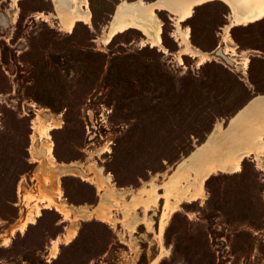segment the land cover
Instances as JSON below:
<instances>
[{
    "label": "rangeland",
    "instance_id": "1",
    "mask_svg": "<svg viewBox=\"0 0 264 264\" xmlns=\"http://www.w3.org/2000/svg\"><path fill=\"white\" fill-rule=\"evenodd\" d=\"M53 1L0 0V264H264L262 151L213 172L203 197H170L160 236L170 175L202 178L211 137L229 126L264 131V18L233 25L227 43L231 6H196L182 26L201 51L218 48L200 64L168 10H156L164 50L138 28L106 43L123 0H90L93 23L71 31ZM52 125L58 166L41 133ZM154 184L157 203L143 192Z\"/></svg>",
    "mask_w": 264,
    "mask_h": 264
},
{
    "label": "bare ground",
    "instance_id": "2",
    "mask_svg": "<svg viewBox=\"0 0 264 264\" xmlns=\"http://www.w3.org/2000/svg\"><path fill=\"white\" fill-rule=\"evenodd\" d=\"M209 1H214V0H155L150 2L146 0H136L132 2L123 0L118 5L116 16L109 24L106 43H109L113 39V37H115V35H117L118 33L125 32L130 28H138L139 30H142L147 36V39L145 43H143V45L150 43L153 46H159L164 50H167L166 49L167 46L165 47L164 45L165 42L162 36V32H163V27H162L163 22L161 21L162 18L160 19V17L156 12V10L158 9L159 10L164 9V10H168L170 13L175 15L174 18L177 19V23H178L177 31L180 34L179 39L184 45V50L186 51V53H190L193 56H201L200 64H202L206 60H208V58H211L212 55L215 53V51L218 50V48L215 49L213 52L205 53V51L204 52L201 51L199 48L193 45V42L191 40L190 27L184 28L181 22L187 20L193 15V11L196 6L207 3ZM223 1L228 5H230L232 8L231 23L227 24L225 27L226 32L223 40L224 42L229 43L233 41L230 33V29L233 25H241V24L248 25L250 23L256 22L264 18V0H223ZM53 2L55 3L57 15L61 19L62 25L65 26L67 29H69V31H71L74 28V26H76V23L79 21L89 23L90 25L93 23V11L91 9L90 0H54ZM228 49L231 51L234 57H236V55H239V57L243 59V61L239 63H242L244 65V69L246 72V69L249 66L250 57L246 54H238L237 44L236 46ZM57 126L56 125L47 126L45 130H41L42 136L45 139V148L47 151V155L51 161V165L53 166L54 165L56 166L58 163L55 160V156H56V155L54 156L55 145L50 131ZM239 131L240 130L238 126L233 125V126H229L227 132L225 134L224 133L221 134L222 136L220 138L216 139L214 137H211V142L208 149V156H212L215 158L214 160H208L207 164H205L206 166L205 167L203 166L204 169L202 170L203 172L202 178H198V179L193 178L195 181L197 180L196 184H194L193 182L194 180L193 181H191L192 179L190 180L191 178L189 175L190 172H188L187 174L182 168H180L177 172L170 175V177L167 179L164 185L165 186L164 188L167 191L166 195L164 194L166 198V206H165L166 211L163 214L164 221L160 228V236H162L165 225L168 222L170 213L175 210L176 205L172 204L173 201L171 202L170 197L172 196H176L177 198L188 197L191 200H196L198 198H201L204 196V192H205V186H204L205 179H207L213 172H216L218 170L221 171L227 170V169L232 172L234 171L237 172L242 168V161L245 156L253 153H259L261 151L264 152V136H263L264 131L261 132L259 136L255 137L250 135V136H245L244 138L241 137ZM241 138L243 139L241 143L235 142V141H239ZM106 178H107V182H109L113 188L117 189L116 184L113 182L114 180L112 174H107ZM185 181H187V183L184 184ZM113 191L116 190L113 189ZM128 192H130V190H126V192H124V194L122 195L125 196L127 195ZM143 192L145 193L146 198H150L155 203H157L158 199H160L158 197V192L155 190V184L153 185L152 189L151 188L144 189ZM60 193L63 195L62 189L60 190ZM135 198H137L136 195ZM63 205L69 210H73L72 208L73 205H69L67 204V202H63ZM43 207H49V206L48 204L44 206L39 205L37 207V213H36L37 216L41 214ZM78 213L81 216L83 215L89 216L93 213V210L80 208L78 209ZM32 218L31 217L26 218V220L21 225L22 230L27 227L29 222L32 223L33 221ZM108 221L115 223L114 221L111 220ZM148 226L151 228L152 227L151 223H148ZM135 228L136 225H133L132 229ZM59 243L60 242L56 240L53 257L57 256Z\"/></svg>",
    "mask_w": 264,
    "mask_h": 264
},
{
    "label": "water",
    "instance_id": "3",
    "mask_svg": "<svg viewBox=\"0 0 264 264\" xmlns=\"http://www.w3.org/2000/svg\"><path fill=\"white\" fill-rule=\"evenodd\" d=\"M116 12H117V10H115V13H114V15H113V19H114V17L116 16ZM264 96V95H263Z\"/></svg>",
    "mask_w": 264,
    "mask_h": 264
}]
</instances>
